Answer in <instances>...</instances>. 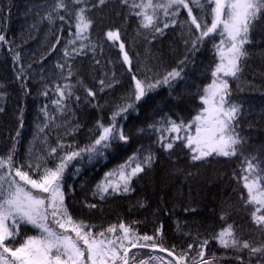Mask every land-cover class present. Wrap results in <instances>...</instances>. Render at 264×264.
Wrapping results in <instances>:
<instances>
[{
	"label": "snow or ice",
	"instance_id": "obj_1",
	"mask_svg": "<svg viewBox=\"0 0 264 264\" xmlns=\"http://www.w3.org/2000/svg\"><path fill=\"white\" fill-rule=\"evenodd\" d=\"M108 2L45 0L37 6L43 14L37 11L38 19L32 27L46 22L49 33L55 35V43L40 59L52 54L61 43L63 54L55 64L57 75L51 78V86L42 77L40 95L48 99L51 92L54 98L50 105L40 107L42 121L36 125V134L24 157H20L18 150L23 109L20 128L10 137L11 147L0 154V264H219L226 257L207 254L213 241L221 249L233 252L235 264L253 261L264 264V158L244 155L247 141L239 127L244 109L234 99L231 88V81H239L243 75L257 25L264 23V0H118L137 21V39L143 38L150 44L167 30L179 29L184 50L177 53L179 58L174 66L160 61L153 65L154 71L134 70L120 27L108 26L103 36L114 45L118 43L122 65L127 66L131 82L124 94L100 103L101 94L109 95L120 87L115 72L105 73L98 81L87 84L75 60L91 52L95 64L100 63L95 59L96 51L99 48L103 53L104 41L92 37L95 20L91 13ZM4 11L0 7V13ZM185 13L186 17L181 19ZM10 15L9 4L7 16L0 19L6 20ZM124 19L127 21L128 15ZM65 27L67 38L63 36ZM209 43L213 60L205 71H210V82L202 87L193 84L194 93L172 97L173 101H179L181 96H188L196 102L195 114L190 119L180 117L170 108L171 115L163 113L146 126H129L133 114L139 118L146 106L150 105L152 117L162 112L160 102L154 100L158 89L166 86L171 97L178 83L187 81L189 66L195 67L196 54ZM0 45L13 51L4 31H0ZM12 60L20 64L21 53L15 52ZM16 78L22 82L28 79L22 64ZM3 96L0 92V97ZM82 108L99 115L88 129V142L80 145L73 137L84 129L77 116ZM3 111L0 107V112ZM53 130L58 133L54 143L48 135ZM134 137H146L150 143H141L121 163L105 171L92 187L93 200L103 202L133 194L135 183L153 169L158 153L171 156L178 146L188 150L192 162L239 155L243 157L240 175L234 172L233 178L242 184L239 200L245 208L253 209L250 223L257 230L258 239H245L238 233L235 221L229 222L231 204L221 207L218 228L209 224L205 234L199 229L195 234L191 230L183 232L192 242L179 248L175 244L168 246L163 220L159 223L153 220L149 233L140 230L141 225L146 226L145 221L119 218L118 223L105 226L78 215L67 203L75 194V185L68 183L69 174L73 180L82 174V167L73 165L82 166L86 161L94 166L119 158L128 152ZM79 203L81 210L91 212L97 208V203L87 199ZM137 206L145 208L146 204L138 200ZM184 212L195 215L198 209L185 207ZM177 226L179 230L187 224L177 221Z\"/></svg>",
	"mask_w": 264,
	"mask_h": 264
},
{
	"label": "trees",
	"instance_id": "obj_2",
	"mask_svg": "<svg viewBox=\"0 0 264 264\" xmlns=\"http://www.w3.org/2000/svg\"><path fill=\"white\" fill-rule=\"evenodd\" d=\"M45 3V0H0V7L5 11L0 17L7 16V6L11 5V15L6 20L0 19V31L6 33L7 39L11 42L12 52H9L7 45H0V154H3L11 147V136H15L20 128V111L23 109V127L20 129L21 137L18 145L20 157H24L29 142L36 134V125L41 123L39 109L44 104H51L54 98L49 93L46 99L40 95L43 90V82L51 86V78L57 75L55 64L62 57L63 43L44 60L40 57L48 51L52 43H55V35L49 33L47 23L33 28V23L38 19L36 13L43 10L37 6ZM119 13V15H118ZM95 25L91 29L94 40H103V53L97 48L95 64L91 52L85 56L77 57L75 64L80 69V76L85 83L92 84L103 77L105 73L111 75L115 72L120 81V87L109 95L101 94L100 103L124 94L130 87L131 76L127 73V66L122 65V56L119 52L118 43L115 45L107 41L103 36L108 26H117L121 29V39L127 45V50L133 58L134 70L152 68L153 65L163 61L164 64L174 66L175 60L179 58L177 53L183 52V41L180 38V30H167L163 36L152 43H147L143 38H136L137 21L134 16L129 15L128 9L122 8L118 0H109L106 6L91 13ZM128 15L127 21L124 17ZM186 17V13L181 19ZM59 25H57V29ZM56 34H59L58 32ZM63 36L67 38L68 29L65 27ZM136 41L133 44V41ZM250 56L244 65L243 75L239 81H231L233 97L237 103L242 104L244 114L240 119V132L247 143L244 147V155H260L264 158V23L257 25L253 35V44L249 46ZM21 53V63L14 64L12 55L15 52ZM213 60L211 43L202 49L195 56V67L189 66L187 81H181L176 91L169 96L166 86L158 89V95L154 96L155 101L160 102L162 112L156 117L151 116L150 105L141 110L139 118L129 119L128 125L136 127L146 126L152 118H159L163 113H169V109L179 114L180 117L191 118L195 114L196 102L188 96H181L179 101H173L181 93L191 94L195 92L193 84L201 87L210 82V71L205 69ZM111 61V63H110ZM21 64L28 73L27 81H19L16 78ZM31 64V68L28 65ZM42 77L44 81L42 82ZM51 110V109H50ZM99 113L91 109L82 108L77 111L80 122L84 124L83 131L79 132L73 139L83 145L88 142V129L92 127L95 117ZM107 115V113H105ZM173 118H177L173 116ZM144 121V124H141ZM133 131L135 129L133 128ZM56 131L48 133L54 143ZM155 139V136L152 137ZM67 142H71L68 140ZM141 143L147 145L150 141L133 138V143L126 154L119 158H111L110 161L101 164L73 165L82 167V174L75 180L69 174L68 183L75 185V194L68 198L67 203L77 212L78 215L88 217L93 223L104 224L118 223L119 218L126 221L141 220L146 222L140 226L141 232L152 231V221L159 223L161 220L165 226V240L169 247L175 244L178 248L192 241L182 235L183 232L191 230L193 234L197 229L205 234L209 224L216 228L220 226L218 221L219 211L225 204L232 205L230 221H235L237 231L245 239L257 240L258 232L250 223V212L252 208H245L239 200V192L242 184L237 183L233 173L240 175V168L243 162L242 156L233 158L213 157L206 162H192L190 153L182 146H178L176 152L171 156L159 152V159L153 169L138 180L134 187L136 191L119 198H109L103 202L92 199L91 190L103 173L113 168L116 164L126 159ZM156 150L155 148L153 149ZM83 185V187H81ZM85 199L90 203H97V208L89 212L81 210L80 203ZM143 201L145 208H139L137 201ZM185 207H196L197 214H185ZM215 210V211H214ZM165 212L169 213L165 215ZM155 213V215H153ZM177 221L181 225L178 230ZM31 234V233H30ZM215 253L218 257H226L219 264H235L233 252L221 249L213 241L210 244L207 254ZM246 255V253H245ZM144 258V257H141ZM255 264V261H253Z\"/></svg>",
	"mask_w": 264,
	"mask_h": 264
}]
</instances>
